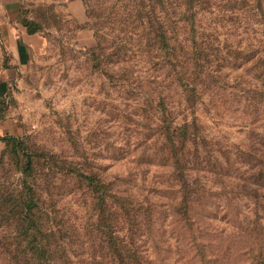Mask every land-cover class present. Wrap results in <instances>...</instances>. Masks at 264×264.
Returning a JSON list of instances; mask_svg holds the SVG:
<instances>
[{"label": "rangeland", "instance_id": "rangeland-1", "mask_svg": "<svg viewBox=\"0 0 264 264\" xmlns=\"http://www.w3.org/2000/svg\"><path fill=\"white\" fill-rule=\"evenodd\" d=\"M184 2L193 5L196 32L210 35L227 61L220 82L207 81L195 108L201 133L185 153L195 165L189 178L197 182L198 210L208 208L222 234L212 243L216 259L210 264H241L243 257L234 255L240 247L264 249V0H0V74L10 63L2 31L21 28L22 17L41 26L28 59L11 68L15 78L5 90L0 137L17 136L30 151L44 153L43 167L47 159L57 168L73 165L114 188L125 180L139 200L156 204L155 242L184 248L170 214L178 183L161 153L154 108L164 96L177 120L191 115L169 73L135 54L137 35L150 29L132 23L146 14L144 21L157 18L171 36L189 34L180 20L189 12ZM97 22L102 29L93 27ZM100 35L126 50L125 64L94 67L91 51ZM4 150L0 139V181L15 180ZM57 172L39 169L37 175L49 179L51 221L61 230L56 236L64 254L74 264H109L95 231L90 188ZM151 238L144 233L141 244L153 259ZM245 264H252L249 255Z\"/></svg>", "mask_w": 264, "mask_h": 264}, {"label": "trees", "instance_id": "trees-1", "mask_svg": "<svg viewBox=\"0 0 264 264\" xmlns=\"http://www.w3.org/2000/svg\"><path fill=\"white\" fill-rule=\"evenodd\" d=\"M183 7L189 12L180 20L189 26V34L171 36L157 18L144 21L146 14L137 16L132 23L139 20L145 25L143 29H150L149 32L137 35L135 54L146 57L149 63L159 65L169 73L175 88L180 91L185 109L191 115L190 119L184 117L177 120L164 96H159L154 108L158 114L155 132L157 138L161 139V153L166 156L165 160L173 170L180 195L171 204L170 214L179 226L178 236L185 247H176L172 251L155 242L152 230L159 220L156 204L150 200L146 201L147 204L139 200L124 186L127 185L125 180L119 179V185L114 188L110 182L86 174L73 165L62 164L57 168L54 161L47 159V165L43 167L40 158L45 157L44 153L30 151L17 136L5 135L0 137L5 145L1 156L7 155L13 173H17V179L9 180L6 176L0 181V264H74L63 252V240L56 236L61 230L52 226L51 212L55 202L45 184V180L49 179H45L47 176L39 178V169L48 172L59 170L57 174L71 175L74 180L90 188L92 205L97 213L95 231L101 233L109 264H186L192 260L195 264H210L216 259L211 246L215 237L221 238L222 234L212 224L210 210H198L197 182L189 178V172L193 167L195 169V165L185 153L189 144H195L201 133L195 108L202 101L203 89L209 87L208 80L220 82V71L227 61L221 57L210 35L196 32V14L192 11L191 2H184ZM109 22L113 24V21ZM20 23L29 35L37 34L41 28L39 23L23 17ZM93 27L102 29L99 22L93 24ZM91 56L94 67L98 69H101L100 65L117 68L128 61L127 52L121 45L108 42L101 35L96 36V46ZM2 67L18 68L9 62ZM8 104L7 93L0 98V118ZM113 212L117 221L114 224L111 222ZM144 233L152 237L156 251L153 259L142 248L141 236ZM228 250L230 248L226 247L224 253ZM235 254L243 257L241 264L248 261V255L252 264H264V249L261 246L258 251L252 248L248 251L246 246L240 247Z\"/></svg>", "mask_w": 264, "mask_h": 264}, {"label": "crops", "instance_id": "crops-1", "mask_svg": "<svg viewBox=\"0 0 264 264\" xmlns=\"http://www.w3.org/2000/svg\"><path fill=\"white\" fill-rule=\"evenodd\" d=\"M5 32L2 31V38L6 51L10 55V64L16 65L19 69L22 63L28 59L31 49L35 47L34 42L37 39V34H27L23 26L18 30H7ZM14 78V69L8 68L1 72L0 98L5 96V90L9 88Z\"/></svg>", "mask_w": 264, "mask_h": 264}]
</instances>
